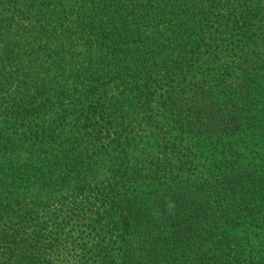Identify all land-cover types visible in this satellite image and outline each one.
Listing matches in <instances>:
<instances>
[{
  "label": "trees",
  "instance_id": "16d2710c",
  "mask_svg": "<svg viewBox=\"0 0 264 264\" xmlns=\"http://www.w3.org/2000/svg\"><path fill=\"white\" fill-rule=\"evenodd\" d=\"M58 260L264 264V0H0V264Z\"/></svg>",
  "mask_w": 264,
  "mask_h": 264
},
{
  "label": "rangeland",
  "instance_id": "374dc122",
  "mask_svg": "<svg viewBox=\"0 0 264 264\" xmlns=\"http://www.w3.org/2000/svg\"><path fill=\"white\" fill-rule=\"evenodd\" d=\"M75 253H76V254H77V253H80V251H79V252H75ZM76 260H77V259H76ZM76 260H74V261H73V260H70V261H69V260H58V261L55 262V263H54V261H51V264H77V263H76Z\"/></svg>",
  "mask_w": 264,
  "mask_h": 264
},
{
  "label": "clouds",
  "instance_id": "9594fccd",
  "mask_svg": "<svg viewBox=\"0 0 264 264\" xmlns=\"http://www.w3.org/2000/svg\"><path fill=\"white\" fill-rule=\"evenodd\" d=\"M168 207H169V208H172V207H173V205H172L171 203H169V204H168Z\"/></svg>",
  "mask_w": 264,
  "mask_h": 264
}]
</instances>
